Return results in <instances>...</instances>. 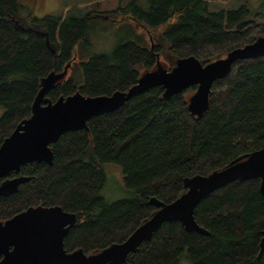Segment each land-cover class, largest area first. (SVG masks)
Segmentation results:
<instances>
[{
    "label": "trees",
    "instance_id": "trees-1",
    "mask_svg": "<svg viewBox=\"0 0 264 264\" xmlns=\"http://www.w3.org/2000/svg\"><path fill=\"white\" fill-rule=\"evenodd\" d=\"M210 1L119 4L106 15L130 17L150 30L164 28L146 40L135 24L122 22L118 26L130 25L134 38L104 54L91 49L97 18L92 11L38 18L32 11L39 8L37 0H0V146L31 116L40 80L68 63L67 80L46 95L52 102L77 92L89 97L126 92L157 58L168 71L188 57L205 65L264 37V21L249 19L246 6L211 11ZM192 90L164 98L162 86L151 87L90 118L85 128L61 135L50 144V165L25 164L0 179L26 178L15 193L0 197V221L30 207H61L76 215L65 250L93 253L124 241L149 218L156 210L150 200L169 204L186 191L185 179L207 176L264 146V56L237 61L225 78L214 81L199 119L187 109L186 93ZM108 163L120 167L130 198L108 203L99 195ZM259 185V179H248L218 188L193 212L207 234L187 232L178 221L164 223L123 264H264Z\"/></svg>",
    "mask_w": 264,
    "mask_h": 264
},
{
    "label": "water",
    "instance_id": "water-1",
    "mask_svg": "<svg viewBox=\"0 0 264 264\" xmlns=\"http://www.w3.org/2000/svg\"><path fill=\"white\" fill-rule=\"evenodd\" d=\"M263 56L264 37L259 36L253 43L205 65L188 57L176 60L168 71L157 58L155 66L143 71L136 85L126 92H116L109 97H89L77 92L52 102L46 95L67 80L71 66L68 63L61 72H52L40 80L31 116L20 122L0 146V179L11 172L18 173L21 166L34 161L50 165V144L57 142L61 135L85 128L90 118L116 110L134 94L151 87L162 86L165 90L163 97L169 98L195 86L191 95L186 93L187 109L192 117L199 119L208 109L214 81L225 78L233 63ZM248 179L260 180L259 190L264 199V146L207 176L185 179L186 191L169 204L150 200L156 210L124 241L89 254L81 249L68 252L64 248V238L76 222L74 213L65 212L58 206L30 207L0 221V264H123L127 255L135 253L143 242L149 241L164 223L178 221L187 232L207 234L194 219L196 205L218 188ZM24 181L26 178L21 177L1 181L0 197L15 193ZM259 248L260 252L264 249V233Z\"/></svg>",
    "mask_w": 264,
    "mask_h": 264
},
{
    "label": "rangeland",
    "instance_id": "rangeland-1",
    "mask_svg": "<svg viewBox=\"0 0 264 264\" xmlns=\"http://www.w3.org/2000/svg\"><path fill=\"white\" fill-rule=\"evenodd\" d=\"M37 1L39 8L32 11L33 14L38 18L47 14L57 17L59 13H62V16H65L66 14L71 13L72 9L81 10L82 14L87 11H92L90 12L91 15L97 18L98 16H102L104 18L103 21L96 18V21L93 22V26L89 35L91 49L95 53L109 54L120 42L127 39H133L135 36L134 30L132 29L133 24H135L134 27L137 29V32L142 34L146 40H148L150 37L152 39L153 33H158L164 28L159 27L161 29L156 28V30H150L142 24L135 23L130 17H126L117 13L106 15V13L116 10L119 4H122L123 6L130 3L132 0ZM33 2L36 3V0H33ZM242 5L246 6L249 10V19L254 22L264 21V0H211L209 2V9L211 11H218L221 9L236 10ZM122 22H126V24L130 23L132 27H130V25L118 26ZM159 60L162 62L161 59ZM190 88H195V86ZM194 91L195 90L189 91L188 95H191ZM2 114L3 109L0 107V116ZM103 169L105 173V182L99 192V195L108 203L118 201L119 199L130 198L132 194L124 187L120 167L116 164L108 163L103 165Z\"/></svg>",
    "mask_w": 264,
    "mask_h": 264
},
{
    "label": "bare ground",
    "instance_id": "bare-ground-1",
    "mask_svg": "<svg viewBox=\"0 0 264 264\" xmlns=\"http://www.w3.org/2000/svg\"><path fill=\"white\" fill-rule=\"evenodd\" d=\"M35 162V161H34ZM33 163V162H32ZM36 163H38V162H36ZM27 164H29V163H27ZM25 165V164H24ZM22 167V166H21ZM21 169V168H20ZM20 171V170H19ZM73 264H81L80 262H77V263H73Z\"/></svg>",
    "mask_w": 264,
    "mask_h": 264
}]
</instances>
